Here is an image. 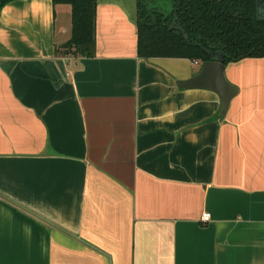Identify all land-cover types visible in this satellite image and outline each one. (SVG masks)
Returning <instances> with one entry per match:
<instances>
[{
  "label": "crops",
  "instance_id": "crops-1",
  "mask_svg": "<svg viewBox=\"0 0 264 264\" xmlns=\"http://www.w3.org/2000/svg\"><path fill=\"white\" fill-rule=\"evenodd\" d=\"M136 0H98L93 58L59 56L69 6L0 13V264H264V58L237 89L142 59ZM204 213L211 221L204 223Z\"/></svg>",
  "mask_w": 264,
  "mask_h": 264
},
{
  "label": "trees",
  "instance_id": "trees-1",
  "mask_svg": "<svg viewBox=\"0 0 264 264\" xmlns=\"http://www.w3.org/2000/svg\"><path fill=\"white\" fill-rule=\"evenodd\" d=\"M17 0H0L3 7ZM71 8L72 29L59 56L93 58L98 0H52ZM139 57L186 59L203 64L219 55L224 65L264 58V20L257 0H136ZM82 48V50L80 49Z\"/></svg>",
  "mask_w": 264,
  "mask_h": 264
},
{
  "label": "water",
  "instance_id": "water-1",
  "mask_svg": "<svg viewBox=\"0 0 264 264\" xmlns=\"http://www.w3.org/2000/svg\"><path fill=\"white\" fill-rule=\"evenodd\" d=\"M257 17L259 20H264V0H257ZM80 49L82 50V48ZM225 67L223 59L219 55H216L214 60L202 64L201 71L198 75L181 81V87L186 89H205L215 92L221 99V112L224 115L232 99L238 92L227 81Z\"/></svg>",
  "mask_w": 264,
  "mask_h": 264
},
{
  "label": "built area",
  "instance_id": "built-area-1",
  "mask_svg": "<svg viewBox=\"0 0 264 264\" xmlns=\"http://www.w3.org/2000/svg\"><path fill=\"white\" fill-rule=\"evenodd\" d=\"M201 219L204 223H209L211 221V214L204 213Z\"/></svg>",
  "mask_w": 264,
  "mask_h": 264
}]
</instances>
